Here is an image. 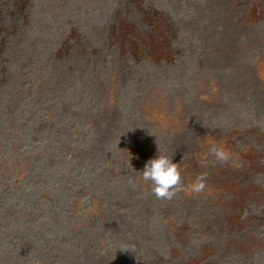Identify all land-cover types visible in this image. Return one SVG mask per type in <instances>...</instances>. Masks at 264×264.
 <instances>
[{
	"label": "rangeland",
	"instance_id": "1",
	"mask_svg": "<svg viewBox=\"0 0 264 264\" xmlns=\"http://www.w3.org/2000/svg\"><path fill=\"white\" fill-rule=\"evenodd\" d=\"M0 264H264V0H0Z\"/></svg>",
	"mask_w": 264,
	"mask_h": 264
},
{
	"label": "clouds",
	"instance_id": "2",
	"mask_svg": "<svg viewBox=\"0 0 264 264\" xmlns=\"http://www.w3.org/2000/svg\"><path fill=\"white\" fill-rule=\"evenodd\" d=\"M208 152L215 157L217 162L227 164L231 161L235 166L232 154L221 142L209 141ZM141 173V179L150 182L152 193L157 199L172 200L178 190H184L187 194L192 195L203 193L206 189V173L199 175L194 182L181 189L182 176L179 165L162 154L160 149L157 157L145 163Z\"/></svg>",
	"mask_w": 264,
	"mask_h": 264
}]
</instances>
